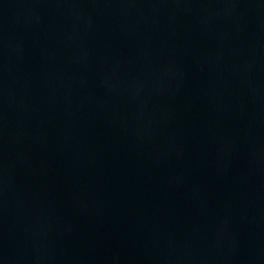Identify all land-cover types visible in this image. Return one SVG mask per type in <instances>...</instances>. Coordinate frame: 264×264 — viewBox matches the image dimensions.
<instances>
[{
  "label": "water",
  "instance_id": "obj_1",
  "mask_svg": "<svg viewBox=\"0 0 264 264\" xmlns=\"http://www.w3.org/2000/svg\"><path fill=\"white\" fill-rule=\"evenodd\" d=\"M0 264H264V0H0Z\"/></svg>",
  "mask_w": 264,
  "mask_h": 264
}]
</instances>
